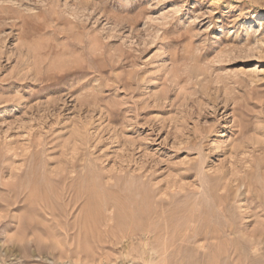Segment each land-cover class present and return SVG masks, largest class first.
<instances>
[{"label":"rangeland","instance_id":"374dc122","mask_svg":"<svg viewBox=\"0 0 264 264\" xmlns=\"http://www.w3.org/2000/svg\"><path fill=\"white\" fill-rule=\"evenodd\" d=\"M0 264H264V0H0Z\"/></svg>","mask_w":264,"mask_h":264},{"label":"bare ground","instance_id":"6f19581e","mask_svg":"<svg viewBox=\"0 0 264 264\" xmlns=\"http://www.w3.org/2000/svg\"><path fill=\"white\" fill-rule=\"evenodd\" d=\"M37 184V183H36ZM38 184L34 185L31 189V195L32 197H35V194H41L44 197H48L46 201L49 200V192L48 191H40ZM96 190V185L93 184L92 188ZM135 193L137 196H133V192H129L128 194H124L122 196H114L112 195L110 197V192H103L101 189L98 190V194L107 197L112 198V200L115 202L114 206L116 208L115 217H114V223L116 228L121 230L124 233L132 234L137 232H144V233H153L154 235H167L165 238V243L162 245L164 247V250H167L169 247L172 246V244L177 239H183L185 236V233L187 229L181 230L178 227L174 225L175 220V213H177L178 208H173L168 211V213L159 211V208L150 203V192L146 189H135ZM128 200V201H126ZM129 204V205H128ZM90 213V212H89ZM160 213H164L162 216L163 226H156L152 223H155L154 221H151V224H148V220H153L154 218L158 219V216ZM90 217V216H89ZM92 217V216H91ZM97 217V216H96ZM98 218V217H97ZM192 220V219H191ZM190 220V221H191ZM96 219L90 218L88 219V216L86 215L83 220L80 221V228L83 231V233L88 234L89 236H99L98 234H94L97 232H94L96 230ZM67 228V227H66ZM26 230V229H25ZM206 232H215V228H208ZM84 234V235H85ZM94 234V235H93ZM88 236V235H87ZM86 236V237H87ZM88 238V237H87ZM89 240H91L89 238Z\"/></svg>","mask_w":264,"mask_h":264}]
</instances>
